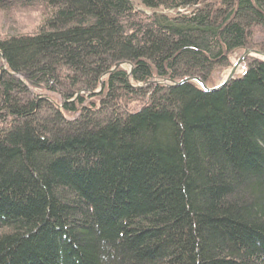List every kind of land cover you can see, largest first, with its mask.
<instances>
[{
	"label": "trees",
	"instance_id": "1",
	"mask_svg": "<svg viewBox=\"0 0 264 264\" xmlns=\"http://www.w3.org/2000/svg\"><path fill=\"white\" fill-rule=\"evenodd\" d=\"M16 13L38 24L0 35L23 77L0 75V264H264V60L194 81L264 54V0H0Z\"/></svg>",
	"mask_w": 264,
	"mask_h": 264
},
{
	"label": "rangeland",
	"instance_id": "2",
	"mask_svg": "<svg viewBox=\"0 0 264 264\" xmlns=\"http://www.w3.org/2000/svg\"><path fill=\"white\" fill-rule=\"evenodd\" d=\"M166 14L169 13L168 11H165ZM38 24V17L36 14L34 15H29V14H20V13H16L14 16L13 15H3L0 14V35L2 36H18L20 35L22 32H27L29 29L34 28L36 25ZM262 34L260 32H258L257 34V38L262 37ZM241 52L236 53L235 55L232 56L231 59V63L232 65H235L240 57ZM252 58H257L260 60H264L262 57L260 56H253ZM122 68H124L125 70H129V65L125 64ZM6 69L7 70V66L4 62V60L2 61V58L0 56V70ZM232 69H229L227 71H222L220 73H218L215 76V79H217L218 84L222 83L223 81H225ZM243 74V64L237 69V73L235 75H241ZM14 79L16 80H21L23 79V77L19 76V75H15L13 76ZM157 83L163 84V85H167V82L164 81H156ZM200 85V84H199ZM201 86V85H200ZM139 88V86H137ZM143 88H145L143 86ZM32 94L34 96L38 95L43 99H46L48 101H52L53 102V98L51 96L53 95H49L47 93H45V91L43 90H31ZM49 97V98H48ZM51 98V99H50ZM54 98H56L57 101H60L58 96H54ZM59 109H62L61 106H59Z\"/></svg>",
	"mask_w": 264,
	"mask_h": 264
},
{
	"label": "water",
	"instance_id": "3",
	"mask_svg": "<svg viewBox=\"0 0 264 264\" xmlns=\"http://www.w3.org/2000/svg\"><path fill=\"white\" fill-rule=\"evenodd\" d=\"M0 56H1V58H2V60H4V58H3V56H2V54L0 53ZM251 56H260V57H262L263 59H264V54L263 53H261V52H257V51H252V50H246L245 52H244V54L242 55V57L241 58H239V60L237 61V63L233 66V68H232V70H231V72H230V74H229V76H228V78L220 85V86H218V87H216V88H214V89H208L200 80H198V79H195L194 81H197V82H199V84L202 86V88H203V90H205V91H216V90H219L220 88H222L223 86H225L229 81H231V80H233L234 78H235V75H236V73H237V69L244 63V61L248 58V57H251ZM123 65H125V64H117L116 65V67H115V69L116 68H119V67H122ZM130 67H131V65H130ZM7 73V74H9V75H11V76H14V72H8L6 69H3V70H1V74H3V73ZM131 73H132V67H131V70H130V72H129V75H131ZM190 81V79H187V80H184V81H182L180 84H177V85H181V84H184V83H187V82H189ZM101 89H103V86L101 87ZM96 93H100V92H96Z\"/></svg>",
	"mask_w": 264,
	"mask_h": 264
},
{
	"label": "bare ground",
	"instance_id": "4",
	"mask_svg": "<svg viewBox=\"0 0 264 264\" xmlns=\"http://www.w3.org/2000/svg\"><path fill=\"white\" fill-rule=\"evenodd\" d=\"M2 61H3V60H2ZM4 62H5V61H4ZM5 64H6V63H5ZM7 70H8V69H7ZM5 73H6V72H5ZM0 75H2V74H1V71H0ZM8 75H9V74H8ZM10 76H11V75H10ZM14 76H15V75H14ZM12 77H13V76H12Z\"/></svg>",
	"mask_w": 264,
	"mask_h": 264
}]
</instances>
